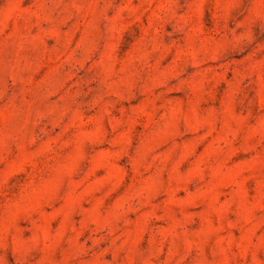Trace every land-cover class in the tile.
<instances>
[{
    "label": "rangeland",
    "instance_id": "rangeland-1",
    "mask_svg": "<svg viewBox=\"0 0 264 264\" xmlns=\"http://www.w3.org/2000/svg\"><path fill=\"white\" fill-rule=\"evenodd\" d=\"M0 264H264V0H0Z\"/></svg>",
    "mask_w": 264,
    "mask_h": 264
}]
</instances>
